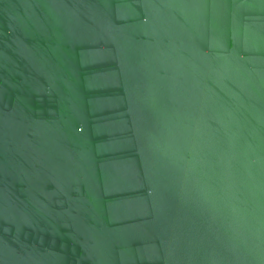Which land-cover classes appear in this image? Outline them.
<instances>
[{
	"label": "water",
	"instance_id": "95a60500",
	"mask_svg": "<svg viewBox=\"0 0 264 264\" xmlns=\"http://www.w3.org/2000/svg\"><path fill=\"white\" fill-rule=\"evenodd\" d=\"M0 264H264V0H0Z\"/></svg>",
	"mask_w": 264,
	"mask_h": 264
}]
</instances>
